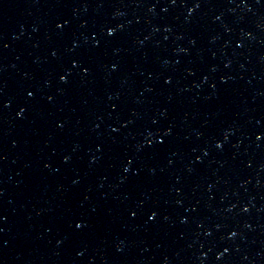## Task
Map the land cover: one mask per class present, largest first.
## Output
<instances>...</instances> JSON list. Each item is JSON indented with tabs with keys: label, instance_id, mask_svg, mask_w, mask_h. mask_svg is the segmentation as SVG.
Listing matches in <instances>:
<instances>
[{
	"label": "water",
	"instance_id": "water-1",
	"mask_svg": "<svg viewBox=\"0 0 264 264\" xmlns=\"http://www.w3.org/2000/svg\"><path fill=\"white\" fill-rule=\"evenodd\" d=\"M0 264H264V0H0Z\"/></svg>",
	"mask_w": 264,
	"mask_h": 264
},
{
	"label": "snow or ice",
	"instance_id": "snow-or-ice-1",
	"mask_svg": "<svg viewBox=\"0 0 264 264\" xmlns=\"http://www.w3.org/2000/svg\"><path fill=\"white\" fill-rule=\"evenodd\" d=\"M114 31H115V29H113V28H109L108 29V32L109 33H114ZM97 43H99L98 41H97ZM74 63H75V61H74ZM88 69H85V71H87ZM63 79H67V77L65 76V77H62ZM32 93H29V95H31ZM170 131V130H169ZM161 139L163 140V137H161ZM149 143H151V142H149ZM133 215H135V213H133ZM153 215V217H155V215H156V213H153L152 214ZM78 227H80V226H82V223L81 224H78L77 225Z\"/></svg>",
	"mask_w": 264,
	"mask_h": 264
}]
</instances>
